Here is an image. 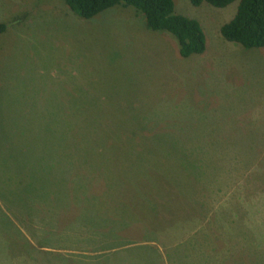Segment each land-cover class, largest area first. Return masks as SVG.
Wrapping results in <instances>:
<instances>
[{"label": "rangeland", "instance_id": "1", "mask_svg": "<svg viewBox=\"0 0 264 264\" xmlns=\"http://www.w3.org/2000/svg\"><path fill=\"white\" fill-rule=\"evenodd\" d=\"M172 2L201 53L0 0V264H264V47L220 36L236 2Z\"/></svg>", "mask_w": 264, "mask_h": 264}, {"label": "trees", "instance_id": "2", "mask_svg": "<svg viewBox=\"0 0 264 264\" xmlns=\"http://www.w3.org/2000/svg\"><path fill=\"white\" fill-rule=\"evenodd\" d=\"M67 8L88 19L114 5L130 6L143 17L145 28L170 34L178 55L188 57L204 50V34L195 19L174 12L172 0H63ZM192 6L201 2L222 8L236 2L229 20L218 28L220 36L242 48L264 47V0H187ZM0 22V33L4 30ZM115 232L112 231L114 235Z\"/></svg>", "mask_w": 264, "mask_h": 264}]
</instances>
